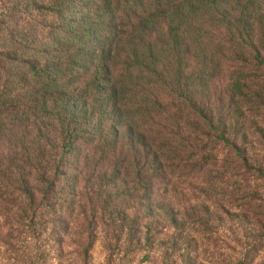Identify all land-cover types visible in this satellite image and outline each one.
<instances>
[{
    "label": "trees",
    "instance_id": "16d2710c",
    "mask_svg": "<svg viewBox=\"0 0 264 264\" xmlns=\"http://www.w3.org/2000/svg\"><path fill=\"white\" fill-rule=\"evenodd\" d=\"M0 28V202L53 210L60 242L77 226L109 258L141 248L145 220L176 222L155 195L210 143L264 179L215 93L244 95L264 66V0H17Z\"/></svg>",
    "mask_w": 264,
    "mask_h": 264
},
{
    "label": "rangeland",
    "instance_id": "374dc122",
    "mask_svg": "<svg viewBox=\"0 0 264 264\" xmlns=\"http://www.w3.org/2000/svg\"><path fill=\"white\" fill-rule=\"evenodd\" d=\"M16 1L0 0V22L6 21ZM15 21L19 24L20 19L15 16ZM258 69L244 95L230 100L232 91L222 81L215 85V93L224 101L219 104L221 111L234 121L238 137H248L260 158L264 155V66ZM203 157L201 165H206L198 175L178 172L173 187L155 195L157 200L166 196L162 200L176 222L158 216L145 220L141 248H124L118 258H109L103 234L88 247L84 230L77 226L60 242L53 230V210L47 207H32L26 214L23 208L15 216L16 207L0 202V264H183L189 259L196 264H236L250 247L246 239L261 235L264 179L258 169H237L222 142L210 143ZM101 212L103 223L111 222L110 208L98 212L99 222ZM261 247L253 254V264L264 262V243Z\"/></svg>",
    "mask_w": 264,
    "mask_h": 264
}]
</instances>
